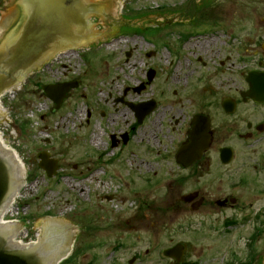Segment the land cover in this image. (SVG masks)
Wrapping results in <instances>:
<instances>
[{"label": "flooded vegetation", "instance_id": "1", "mask_svg": "<svg viewBox=\"0 0 264 264\" xmlns=\"http://www.w3.org/2000/svg\"><path fill=\"white\" fill-rule=\"evenodd\" d=\"M164 19L154 51L133 60L136 80L96 91L104 100L91 112L98 140L81 156V173L92 163L95 170L104 169V183L126 174L139 186L161 185L164 199L177 195L173 198L186 202L176 209L184 216L251 208L243 180L253 176L257 181L264 173V99L248 95V76L264 71V15L255 16L250 26L243 18H216L222 21L227 46L209 41V16H192L188 19L194 25L185 27L167 28ZM197 30H206L205 35ZM247 49L257 57L247 58ZM141 83L144 89L136 91ZM258 85L264 87V78ZM118 95L124 104L109 99ZM146 100L155 101L157 108L139 124L128 103ZM192 131L204 132L203 153L185 161L183 148ZM204 187L208 197L199 192ZM193 191L200 195L195 205Z\"/></svg>", "mask_w": 264, "mask_h": 264}, {"label": "rangeland", "instance_id": "2", "mask_svg": "<svg viewBox=\"0 0 264 264\" xmlns=\"http://www.w3.org/2000/svg\"><path fill=\"white\" fill-rule=\"evenodd\" d=\"M7 3L3 8H9V0H6ZM131 0H127V3ZM133 2L136 0H132ZM140 4L144 3H155L161 0H137ZM168 1V0H167ZM255 0H242V5L246 8V16H253V10H254V3ZM142 6V5H141ZM233 6L238 8L239 2L233 3ZM6 10L2 11V16L4 17ZM67 60V64H73L75 59L73 57H69ZM48 75V73H47ZM30 84H28L29 86ZM35 89V88H34ZM34 89L28 88V93L21 95L19 97H16L17 93L12 95L8 98L9 103V109L11 114V120L12 124L10 127V131L12 132V136L14 138L15 144L20 149L30 166L32 167V170L37 168V161H34L33 158L36 157L37 150L39 147H44V141H46V137L44 136L45 133L42 135L38 133L41 129L44 127V124H49L50 129L53 130V133L55 132V139H58V137L62 136L63 131H68V133H74L72 129L74 128V125L78 122V117H82L81 110L79 111V114L77 117L76 112L68 113L67 111H64L63 114H67L66 118H64L65 125L61 126L57 125V117L59 115L55 114V116H47L44 120H40V114L45 113V109L47 108V104L45 101V97L40 94H33ZM16 97V98H15ZM30 100H29V99ZM74 113V114H73ZM13 126V130H12ZM55 127H58L57 129ZM38 130V131H37ZM78 132V131H77ZM75 134V133H74ZM53 141V140H52ZM51 142V140H50ZM61 144V143H60ZM57 144L54 147L56 149L54 150V153L57 155H61L63 146ZM48 148H51V145L46 146ZM52 149V148H51ZM66 153V154H65ZM63 154H65V162L71 163L73 162L77 157V150L75 149V145L72 144L71 147L66 150ZM29 156V157H28ZM41 172V176H37L38 180L36 182H32V190L29 192V194L25 198L24 208L23 212H25L29 217L31 222H35L42 214L46 213L47 211H51L54 214L62 215L64 216L65 211H68L70 218L80 219L82 218V214L86 212L88 209V212L91 214L95 212V208L93 207L92 203L90 202V205H86V203L83 206L79 207V202L76 200V197L79 199H82L81 195V187L83 184H80L77 180L69 179L66 181V184L58 185L56 188H51V190L47 193L44 191L43 198L41 196H37L46 186L44 183V176L43 172ZM33 179V178H32ZM46 181V180H45ZM93 185V184H91ZM85 189V198H90L91 200V193L94 192L96 189L97 196L95 198L96 205L98 208L99 206H103V203H105L107 206L114 208L111 210L112 218L115 219L118 218L121 219H127L129 220L130 217H124L122 215V209L121 207H118V212L115 209V205H117V194L119 193L117 190L119 188L118 185H94L92 187L86 186ZM106 188L107 190H112V194L115 196V200L111 202H106V200L102 196V190ZM88 198V199H89ZM89 200V201H90ZM101 200L103 203H101ZM152 201H149V204H151ZM261 205H264V202L260 203ZM96 208V209H98ZM100 209V208H99ZM106 210V208H104ZM101 216L102 213L98 212ZM145 221L146 225L144 224V229L141 231V229L134 227L132 231L129 232H117V231H104L101 230L97 232L95 235H91L89 232L85 234L86 236V251L84 254V251L78 250L76 251V261H74L72 264H87L88 261H93L94 263L90 264H131L129 263V259L132 258L135 254H139V252L144 253L145 249H150V253L148 255L143 256L142 261H136L132 264H167L168 261L162 258L161 254V248L164 246H167L169 244L168 240L170 236L174 235L176 239H183L184 234L178 233L174 230V227L177 226V222L175 220V223L172 224L171 228L163 232L162 234L158 233V230L153 227L151 224L150 226L147 225L148 219L150 221H153V211L152 208L150 209V213H146ZM107 217L109 215L107 214ZM91 221V222H89ZM93 217L92 218H84V224H93ZM125 231V230H124ZM143 232V233H140ZM126 235H130V238L127 240V242H131L132 245L130 247H123L121 250H118L117 257L115 261L108 258L110 255V252L113 248L112 246H115V243L119 241L120 238H124ZM159 239H161L163 242H165L163 245L159 247V250H155V243H159ZM202 247H197V249H191L189 252V255L192 253L196 254H202L201 253ZM214 250V248H213ZM259 252L260 254L264 256V239L261 240V243L259 245ZM221 260V259H220ZM219 260V261H220ZM203 264H207L204 263Z\"/></svg>", "mask_w": 264, "mask_h": 264}, {"label": "water", "instance_id": "3", "mask_svg": "<svg viewBox=\"0 0 264 264\" xmlns=\"http://www.w3.org/2000/svg\"><path fill=\"white\" fill-rule=\"evenodd\" d=\"M15 0H9V8H2V11L6 10L4 14V18H10L11 21H15L18 17L17 9H13V5L10 4ZM37 2L41 4H48L51 3L50 0H37ZM127 3V0H115L114 6L117 8L122 6V3ZM17 3V2H16ZM40 4V5H41ZM45 5L42 6H35L31 16H30V23L29 25H26L23 32H21L20 35H16L14 37H11L10 39H6L3 43V45L0 47V94L8 88L15 80L18 79L20 74V69L24 68L25 66H28L32 63V60L40 55L41 52L46 50V42L42 40L38 34L35 33L33 30V26L36 25L38 22V19L41 18V11L45 10ZM44 23V22H43ZM7 30V28H6ZM48 30V29H46ZM56 32H61V30H57ZM65 60V59H63ZM22 72V71H21ZM35 75V74H34ZM31 78V77H30ZM30 78L26 81V84L30 83ZM25 84V83H24ZM20 85V90H17L16 97H19L21 95H24L28 93V87H26V84ZM25 87L27 89H25ZM12 92V91H11ZM14 95V94H13ZM11 97L10 95L5 96L4 103L8 108V115L11 118L10 109H9V103L8 98ZM15 97V98H16ZM5 117V116H3ZM12 124V121H11ZM13 130V126H12ZM17 147V145L15 144ZM17 150L23 160H25V164L28 168V172L32 170V167L20 151V149L17 147ZM18 173H17V165L15 163L14 158L12 157L11 153L9 151L4 150L0 146V211L1 209L7 204L10 196L12 195L13 191L18 186ZM32 179L28 181L27 187L23 190L21 194V198L18 199L17 203L21 210L23 211L25 198L29 194V192L32 190ZM11 207V211L14 210V208ZM64 216L72 221L76 226H78L77 223H79V219L70 218V215L68 211H65ZM54 222H48L44 225V228H46V233L44 235V238H42L39 245L26 249L23 247H18L16 244H12L10 242V236L8 233H6V230L0 229V264H54L57 259L61 256V254H58L54 251L51 252H45L43 248H48V245L44 242L47 239H52L53 235L50 232H55L53 229H49L48 226H54ZM60 231L65 233L66 229L63 226L59 227ZM70 233V232H69ZM68 233V234H69ZM76 233L79 234V227L76 230ZM79 241L76 242V249L81 250L80 242L82 240L79 238ZM63 242V240H62ZM61 242V243H62ZM74 250L73 257L76 258V251ZM51 259L52 261L47 260Z\"/></svg>", "mask_w": 264, "mask_h": 264}]
</instances>
